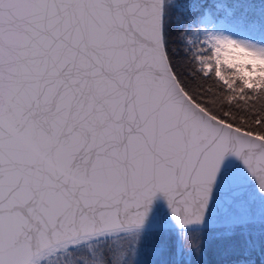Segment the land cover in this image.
Listing matches in <instances>:
<instances>
[{"label":"snow or ice","instance_id":"obj_1","mask_svg":"<svg viewBox=\"0 0 264 264\" xmlns=\"http://www.w3.org/2000/svg\"><path fill=\"white\" fill-rule=\"evenodd\" d=\"M257 249L264 5L0 0V264Z\"/></svg>","mask_w":264,"mask_h":264},{"label":"trees","instance_id":"obj_2","mask_svg":"<svg viewBox=\"0 0 264 264\" xmlns=\"http://www.w3.org/2000/svg\"><path fill=\"white\" fill-rule=\"evenodd\" d=\"M239 3H244L248 5L249 10H258L261 7V5H264V0H217V4L219 6H226V7H228L229 5L235 6V5H238ZM220 10L222 12L224 8L223 9L221 8ZM173 47H175V45H173ZM259 229H260V225L258 222H256L255 232L257 236L259 235ZM206 247L209 249L208 255L204 257L206 261L213 260V259H221V257L216 256L214 252L211 250L213 248V245L210 242L206 241ZM147 258L148 257H145V259ZM255 258L257 259V264H259V260L261 259L259 249H257L256 251Z\"/></svg>","mask_w":264,"mask_h":264},{"label":"water","instance_id":"obj_3","mask_svg":"<svg viewBox=\"0 0 264 264\" xmlns=\"http://www.w3.org/2000/svg\"><path fill=\"white\" fill-rule=\"evenodd\" d=\"M255 211H256V222L259 223V208L257 207ZM213 228H215V226H213Z\"/></svg>","mask_w":264,"mask_h":264},{"label":"rangeland","instance_id":"obj_4","mask_svg":"<svg viewBox=\"0 0 264 264\" xmlns=\"http://www.w3.org/2000/svg\"><path fill=\"white\" fill-rule=\"evenodd\" d=\"M221 8H222V9H223V8H225V9H226L227 7H226V6H220V9H221ZM218 22H223V20L221 19V20H220V21H218ZM259 231H260V229H259Z\"/></svg>","mask_w":264,"mask_h":264}]
</instances>
